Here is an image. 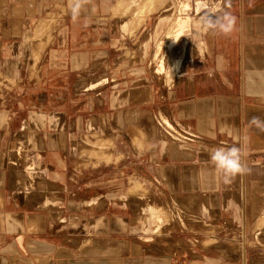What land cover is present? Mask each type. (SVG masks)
I'll return each instance as SVG.
<instances>
[{
    "label": "crops",
    "instance_id": "1",
    "mask_svg": "<svg viewBox=\"0 0 264 264\" xmlns=\"http://www.w3.org/2000/svg\"><path fill=\"white\" fill-rule=\"evenodd\" d=\"M214 1L222 7L206 8L200 18L230 13L232 31L197 26L183 35L189 23L183 14L166 35L176 41L168 52L186 57L192 72L177 82L173 78L165 91L149 84L141 99L146 54L154 52V59L162 41L156 47L152 15L130 24L109 13L107 0H83L74 19L71 0H0V79L17 80L0 93V264H264V132L249 124L253 116L264 120V0ZM94 5L106 6V12H94ZM36 32L42 34L40 42L33 39ZM126 50L141 56L119 61ZM176 67L181 69L176 63L171 70ZM135 86L138 93L125 102L126 87ZM142 109L155 114L146 128ZM160 114L166 125L174 127L172 122L186 134L182 145L158 137ZM90 123L108 136L116 134V141L132 127L134 133L144 130V146L132 152L136 168L128 178L145 172L163 196L207 213L215 231L206 230L205 220L175 231L180 246L152 238L142 243L132 237L135 224L124 212H111L114 202L91 207L93 198L122 194L126 161L118 148L111 161L81 163L72 154L73 135L87 131ZM233 146L243 147L248 171L225 183L210 155L217 147ZM15 147L31 152L44 176L26 168ZM32 179L48 191L31 189ZM51 194L64 198L57 209L49 208L56 207L47 203ZM58 210L66 220H53ZM76 222L83 231L71 232ZM207 239L214 245L229 241L236 249H197Z\"/></svg>",
    "mask_w": 264,
    "mask_h": 264
},
{
    "label": "rangeland",
    "instance_id": "2",
    "mask_svg": "<svg viewBox=\"0 0 264 264\" xmlns=\"http://www.w3.org/2000/svg\"><path fill=\"white\" fill-rule=\"evenodd\" d=\"M191 2L192 9L187 12L185 11L186 7L183 8L184 2ZM198 2H207L208 4H213L211 7L219 6L222 4L221 2H217L214 0H107V4L109 5V13H113V17L115 19H121L125 20L126 23H134L139 22L140 20L144 19L148 15H152L151 23H154L157 29V42L156 47L158 43L165 38V36L168 33L172 32L173 25L177 23V21H180V17H186L189 18V23L185 29V32L183 33H189L197 26L204 27L205 23L202 21L200 17L202 15L198 14V11L196 10L198 7ZM182 6V7H181ZM102 7H106L103 5H94L93 11L94 12H106V10H102ZM222 7V5L220 6ZM98 8V9H97ZM184 9V10H183ZM182 10V11H181ZM180 15V16H179ZM212 17V16H211ZM180 19V20H179ZM183 21V20H182ZM50 23H46L45 28H50ZM205 28H207L205 26ZM39 33L36 32L34 34V41L40 42V39L42 37V34L38 35ZM41 36V37H40ZM39 39V40H38ZM175 46V45H174ZM42 48L38 47L37 51L34 53V61L37 62L40 56V50ZM156 49V48H155ZM173 50V49H172ZM170 51L167 53L165 63H166V69L164 74H158L155 73V67L156 64L159 63V60L153 59L154 52L151 54H146L147 62L145 64V67L141 68L142 76L146 79H142V87L140 89V95L141 99L144 98V92L148 93L149 84L156 86L157 88H161L162 91H165L166 88H168L173 78H175V82H177L180 78V75L184 73H191L192 70L190 68L186 67V57H182L178 54H175L174 51ZM195 56L198 57L200 54V48L195 46L194 47ZM121 55L119 61L125 60H136L141 54L137 52H133L131 50L124 52ZM103 54L98 55V62H100ZM113 58H116V54L113 55ZM176 60H181L176 61ZM176 61V62H175ZM178 64L181 69L179 70L178 67H176L177 71L171 70V68ZM182 64V65H181ZM151 81V82H150ZM17 82L16 79H9L8 81L4 79H0V93L3 91V89L10 90L12 86ZM138 87H126V90L123 94V98L125 102L127 100L132 99L133 93H138ZM131 96V97H130ZM141 119V124L145 128L150 124V115L153 118L155 114L150 110L142 109L141 113L139 114ZM157 115V114H156ZM160 122V123H159ZM171 122V121H170ZM162 123V132L160 131V125ZM174 126L172 128L171 126H167L161 119V114L158 115L157 123L155 124L157 129V135L158 137H164L168 139L170 142L176 143L177 146L182 145L183 141L186 140V134L182 132L178 126L173 124ZM132 127V126H130ZM143 128V127H142ZM141 128V130H143ZM133 127L131 128L132 133H124L123 141L119 140L116 141V134H112L111 137L108 136L106 132H102L101 130H98V127L94 123H90L88 126V130L82 132L81 134L73 135L72 142H71V152L72 154L77 157V159L81 163H85L86 160H99V161H111L113 157L117 156L118 154L115 152V149L118 148L120 151L124 152L125 156V176L126 179L123 181V185L119 187V189H123V192L121 195L113 196L108 195V197H104L102 199L93 198L90 201L91 207H100L106 202H114L112 206L115 208H111V212L117 213V212H124L126 221H129L130 224H135V228L131 230L132 227L127 228L126 230H131L134 233H132V237L138 240H141L142 243H145V239L152 238L154 242H164L168 241V244H174V247L180 246L179 242L175 238L176 230L180 232L181 227L184 228L189 227V230H191L193 225L201 224L202 221L206 222L204 223L205 228L209 232H214L215 230L211 228V225H209V222L206 219L207 213H196L192 212L191 209L184 207L182 201L179 198L171 197V196H163L160 192L161 187L156 183L149 181L147 177V174L142 171L141 178L139 176H129V174H132L133 169L136 168L135 165L131 163L132 161V152L133 151H139L144 146V138L147 136V133L143 130L141 132H133ZM15 151L18 153V156L21 158L22 161H24L26 164L24 166L27 168L30 166V168H34L31 171L38 172L43 171V167L41 165H38L37 162H35L32 153L29 152L27 149L24 148H14ZM13 153V152H12ZM122 156V154H120ZM119 155V156H120ZM11 161V159H10ZM32 164V165H31ZM80 166V164L78 165ZM80 168V167H78ZM42 169V170H41ZM113 171V168L109 166L108 172ZM106 172V171H105ZM34 174V175H38ZM43 174V173H40ZM44 176V174H43ZM84 182V181H82ZM82 182L79 181V184H82ZM37 184V185H36ZM78 184V185H79ZM98 185H103L104 188H106V182L103 183H97ZM109 182L107 188L111 189L113 185ZM25 185V184H24ZM27 185L31 189H42L44 188L46 191L45 186L41 184L40 182H37L35 180H29ZM82 186V185H81ZM58 189V188H54ZM64 198L58 195H52L50 198L47 199V203H53L56 204V207H49L51 209H57L58 204L57 202L60 200H63ZM118 204V205H117ZM153 205V208L158 207V214L162 215V218L159 222L155 221L153 222L154 226L150 230L145 225V220L148 218V208ZM111 206V207H112ZM68 208V205L66 204V209ZM74 208L78 210H82L80 208L81 205L76 204ZM118 209V211L116 210ZM206 209V208H205ZM68 210V209H67ZM146 210V211H145ZM185 210H188L186 212ZM207 210V209H206ZM58 213L53 214L52 218L55 220L58 218L61 219H67L65 217H62V211L58 210ZM147 212V213H146ZM162 213V214H161ZM204 215V216H203ZM62 217V218H61ZM79 220V219H78ZM200 221V222H199ZM68 223H60L59 225H66ZM74 225L71 227V232H77L84 230L83 225H79V222L73 223ZM156 224V225H155ZM195 228V227H193ZM260 230V229H259ZM150 231V232H149ZM63 235H67L68 231L63 230L61 231ZM260 235H258V232L256 231L254 234V238L257 242L259 241ZM69 238V236H67ZM215 240H205L201 242V245L197 247V249H211L212 247H217L222 252H229V250H235L236 246L233 244H230L229 241H224L220 244L216 243L214 245ZM213 245V246H212ZM170 246V245H168ZM184 246V245H183ZM191 248V246H188ZM239 247V246H238Z\"/></svg>",
    "mask_w": 264,
    "mask_h": 264
},
{
    "label": "clouds",
    "instance_id": "3",
    "mask_svg": "<svg viewBox=\"0 0 264 264\" xmlns=\"http://www.w3.org/2000/svg\"><path fill=\"white\" fill-rule=\"evenodd\" d=\"M82 3L83 0H71V10L74 19L79 14ZM203 22L206 27H218L222 33L228 34L232 31L235 24V17L226 12L222 17H217L215 20L209 16ZM173 42L175 43L176 41ZM249 124L264 132V120L260 117L253 116L250 119ZM242 156L243 147H217L211 153L210 160L215 164L218 171L223 172L224 182L228 183L230 182V179L234 178L237 174H243L248 171L242 162Z\"/></svg>",
    "mask_w": 264,
    "mask_h": 264
},
{
    "label": "bare ground",
    "instance_id": "4",
    "mask_svg": "<svg viewBox=\"0 0 264 264\" xmlns=\"http://www.w3.org/2000/svg\"><path fill=\"white\" fill-rule=\"evenodd\" d=\"M198 4V7H197V11H198V14L199 13H202L203 10H205L206 8H209L210 10L209 11H215L217 9H220L219 6H215L214 7H211L213 4H208L207 2H201V3H197ZM182 7V6H181ZM186 7V9L184 8ZM183 8L185 9V11H188L191 9V6L189 5V3H186L184 2L183 4ZM183 9V10H184ZM182 11V10H181ZM207 11V10H206ZM212 13V12H211ZM210 14V13H208ZM207 14V15H208ZM213 14V13H212ZM204 16V15H203ZM209 16V15H208ZM211 17V16H210ZM206 19V18H204ZM179 30V29H178ZM177 30V31H178ZM173 33V32H172ZM175 35V34H174ZM176 36V35H175ZM173 37V35H172ZM173 39V38H172ZM171 37H170V34L168 36H166L160 43L157 51H156V54H155V59L156 60H159V63L156 64L157 66L155 67V73L158 74L159 76H161L160 74H164L165 72V69H166V63H165V59H166V56H167V52L169 50V48L171 47L172 43L171 42ZM173 41V40H172ZM167 122V121H166ZM165 123V122H164ZM168 125V124H167ZM169 126V125H168ZM173 126V125H172ZM174 128V127H172ZM30 167V166H29ZM146 211V210H145ZM158 207L157 208H153V205H151L149 208H148V218H146L145 220V225L146 227L150 230L151 228L155 227L153 222L155 221H158L160 222L161 218H162V215H160V213L158 214ZM147 213V212H146ZM162 214V213H161ZM163 220V218H162ZM161 220V221H162ZM156 225V224H155ZM150 232V231H149Z\"/></svg>",
    "mask_w": 264,
    "mask_h": 264
}]
</instances>
